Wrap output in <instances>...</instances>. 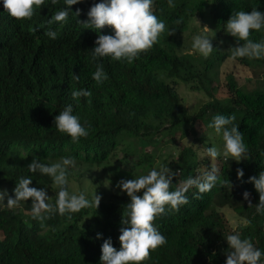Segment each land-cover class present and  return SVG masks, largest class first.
<instances>
[{"label": "trees", "instance_id": "16d2710c", "mask_svg": "<svg viewBox=\"0 0 264 264\" xmlns=\"http://www.w3.org/2000/svg\"><path fill=\"white\" fill-rule=\"evenodd\" d=\"M99 2L83 0L73 5V12L80 9L81 14H70L63 27L51 25L58 30L52 40L43 33L48 19L64 7L63 0L56 5L46 0L31 20L11 17L0 0V189L9 187L13 195L16 181L31 176L30 186L48 193L52 180L29 173L27 165L33 157L47 164L72 155L77 166L103 165L120 181L146 174L160 159L176 172L170 186L175 190L189 176L198 175L197 169L203 172L208 158L199 160L200 150L222 146L220 137L207 127L212 118L234 115L249 158L240 162L217 158L216 187L199 199L197 190L190 188L186 205L156 218L154 226L167 242L150 251L143 264H225V237L234 231L264 250V215L256 214L254 206L249 208L243 196L247 191L251 203H258L259 194L249 178L264 170V59H229L227 50L235 46V39L224 31L234 10L264 12V0H175L174 8L168 7L167 0H155L153 12L166 26L159 42L131 64L102 58L99 62L109 79L96 85L91 78L95 71L91 50L98 35L111 34V28L105 26L97 33L78 21H87L90 7ZM196 22L208 29L197 32V26H192ZM193 31L213 36L215 49L208 58L191 49L187 32ZM262 36L264 32L250 33L254 40ZM230 62L248 68L252 75L238 77L228 70ZM224 66L217 83L212 73L220 74ZM74 74L78 82L72 79ZM179 83L207 96L193 113L178 92ZM71 88L90 90L91 103L81 98L77 106ZM67 104L73 105L81 123L90 125L89 135L78 143L55 129L54 117ZM176 135H192L193 143L178 146ZM142 139L151 146L149 151L139 147ZM118 151L124 157L115 166ZM237 169L243 170L242 178H237ZM96 194L101 197L97 209H82L70 220L52 215L44 228L31 218V198L15 211L0 206V264H99L104 240L110 238L115 248L120 247L118 237L130 198L124 192ZM226 206L242 220L235 228L219 210Z\"/></svg>", "mask_w": 264, "mask_h": 264}, {"label": "clouds", "instance_id": "9594fccd", "mask_svg": "<svg viewBox=\"0 0 264 264\" xmlns=\"http://www.w3.org/2000/svg\"><path fill=\"white\" fill-rule=\"evenodd\" d=\"M56 5L59 0H50ZM83 0H63L64 7L56 11L51 19H48L44 35L55 40L58 30H52L51 25L58 24L63 27L68 22L69 15L78 17L81 10L73 12V5L82 3ZM46 3V0H3V6L7 13L17 20H31L36 9ZM169 8L176 6L175 0H167ZM155 0H100L94 3L87 12L88 20L83 24L86 29H95L97 33L105 26L111 28V34H99L91 50L92 61L95 62V71L91 78L96 85H103L109 79L104 66L99 61L109 57L112 61L133 63L135 59L150 50L159 42V37L166 31L163 20L157 18L153 12ZM179 23V21H178ZM224 31L235 39V46L227 50L229 59L248 58L249 60L264 59V36L259 40L250 37V33L264 32V12L252 8L250 12L245 10L233 11L224 25ZM169 35L172 34L168 30ZM213 36L202 32L192 37L191 49L203 58H208L214 51ZM160 79H164L161 75ZM73 80L79 81V76L73 75ZM167 83V81H165ZM70 95L78 106L81 98H86L91 103L92 92L84 88H71ZM234 115H215L207 125L216 136L222 140V146L212 145L207 147L202 155L211 161L221 158V162L229 157L233 161L240 162L248 159V149L244 143L243 134L234 124ZM55 129L68 135L73 143H78L81 138L89 135L90 125L87 121L81 123L80 117L74 114L72 104H67L54 117ZM220 161V160H219ZM157 167H152L146 174H140L133 179H122L118 187L130 198L123 213L120 235L118 237L119 249L113 246L112 240H104L101 246L99 264H143L149 258L150 251L166 244V237L154 226V220L161 215L173 211H179L189 200L186 195L190 188L197 190L196 198L200 194L207 193L217 186L219 181L220 164L218 168L211 165L210 169L201 172L196 170L195 177L189 176L183 181L182 186L170 190L176 172L167 164L157 161ZM77 166V159L72 155H62L56 160L45 164L41 159L33 157L27 165L29 173H39L48 176L52 180V186L56 189L55 201L44 188L31 187L32 177L23 176L16 181L13 195H9L7 189H0V206L15 211L20 208L22 202L31 198V218L40 223L41 228L46 227L45 221L52 215L58 214L67 219L72 214L82 209H97L101 197L95 195L88 197L84 191L76 193L69 190L70 170ZM244 172L237 169V178H242ZM259 194V201L253 205L249 200V193H243L248 201V207H255V213L264 215V170L257 176L249 178ZM139 195L138 193H141ZM5 200L7 202L5 203ZM101 234H97V238ZM228 250L225 264H264V250L258 248L251 238H241L239 231H234L225 237Z\"/></svg>", "mask_w": 264, "mask_h": 264}, {"label": "rangeland", "instance_id": "374dc122", "mask_svg": "<svg viewBox=\"0 0 264 264\" xmlns=\"http://www.w3.org/2000/svg\"><path fill=\"white\" fill-rule=\"evenodd\" d=\"M193 28H195L197 26V32L200 29H204L207 30L208 26L205 23H200V22H196V23H192ZM197 32L193 31V33L187 32V36L189 38H192L194 35H197ZM227 66L229 67V71H232L234 74H236L238 77L241 78H245V77H249L252 75L251 71L246 68L243 67L239 64H235L233 62H230L229 64H227ZM226 66H224L222 68V70H220V74H218V72H213L212 75L216 78L217 83H219L221 81V77H223V69ZM220 77V79L218 80V78ZM178 92L180 94V96L184 99L185 104L188 106V110L193 113L196 109H198L202 102L205 101V97H207L203 92H197V91H193L191 89H189L185 83H179V85L177 86ZM183 128L179 129V132L182 131ZM168 139V137H165V140ZM176 139L178 140V146L184 145L185 143H187V145H190L193 143V138L192 135H189L187 137H179L178 135H176ZM139 147L141 149H147L148 151L150 150L151 146L145 141V140H139L138 143ZM119 156L117 158V160L115 163V166L120 162L118 159L121 157H124L123 152L122 151H118ZM204 152V150H200L199 151V160H203L204 158H207L206 156L202 155V153ZM130 159V158H129ZM208 162L203 165L202 167V171H206L207 169H210L211 165H215L218 168V165L216 164V161H211L210 159H207ZM159 163H161V160L158 159ZM157 163L155 165V167H157ZM125 167H128V165H126ZM111 168H113L111 166ZM116 167H114L115 170ZM81 173V174H79ZM144 174V173H143ZM127 179L124 180H128V176H126ZM120 180L117 178V176L114 175V172L109 170L108 168H106L105 166H98V165H87V166H76L71 175L69 176V190L70 191H74L76 193H79L80 191H84L87 195L89 194H94L97 193V191H99V193L105 192L108 195L111 194L112 192H117V193H121L122 191L120 190V188L118 187ZM8 190V193L10 195V191H9V187L5 188ZM55 191L56 189L54 187H51L48 191V195L51 197V200L55 197ZM108 198V197H105ZM7 202V200H5V203ZM220 212L228 219L229 224L231 225V227L235 228L236 226H238L242 220L240 218H238L235 215L234 210L232 209L231 206H226L223 207L221 209H219Z\"/></svg>", "mask_w": 264, "mask_h": 264}]
</instances>
